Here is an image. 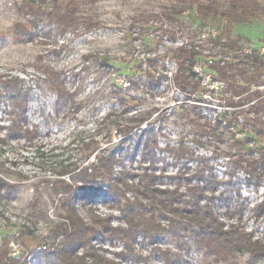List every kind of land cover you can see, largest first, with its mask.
<instances>
[{"label": "rangeland", "instance_id": "374dc122", "mask_svg": "<svg viewBox=\"0 0 264 264\" xmlns=\"http://www.w3.org/2000/svg\"><path fill=\"white\" fill-rule=\"evenodd\" d=\"M24 1L0 0V75L19 77L30 89L28 121L39 127L40 134L32 143L23 138L0 143V177L17 186L10 197L0 198V244L9 236L10 244L19 247L24 254L36 253L37 262L33 264H62L38 251L41 245L49 248L43 238L65 215L61 198L51 189L55 172L70 162L87 165L81 151L84 142H98L102 147L110 141L117 143L121 139L117 125L139 123L141 126L132 135H141L146 125L153 124V135H157L159 145L153 170L163 177H146L137 137L130 146L134 154L123 161L131 172L127 178L129 183H149L160 189L178 187L184 195V205L190 196L188 182L195 183L188 176L205 167L206 175L215 176L218 184L201 205L210 204L213 213L225 223V229L239 223L254 240L259 237L258 241L264 244V213L258 211L264 201V165L249 174L238 161L258 160L259 147L264 146V139L250 145V137L244 136L241 126L236 125L243 121L238 115H243L247 107L236 111L231 128L221 119L213 121L219 112L214 107L204 110L198 104L186 103L173 107L175 101L183 100V95H186L185 102L192 98L174 82L179 68L174 53L182 47L195 46L202 54L198 59L204 71L219 79L211 64L207 65L208 59L233 61L246 47L260 48L264 44V16L234 25L217 18L202 21L197 5L192 7L189 3L216 2L226 8L230 0H74L79 19L74 32L64 33L48 18H43L32 39L19 41L14 36L15 24L31 19L20 13ZM66 1L60 0L62 5ZM253 1L264 7V0ZM140 15L159 18L149 25L139 26L133 18ZM96 23L101 26L92 28ZM212 29L223 43L237 41L235 50L223 43L218 47L214 46V41L207 43L208 38L203 35ZM215 55H218L216 59ZM149 60H156L159 65L156 76L162 75V82L157 86L149 85ZM41 64L60 71L66 87L76 90L78 98L84 101L76 117L55 111L56 95L49 89L47 75L37 67ZM197 80L205 88L201 76H197ZM223 87L226 89V85ZM120 95L128 101L124 106L118 102ZM2 96L0 88V138L6 134L9 124V114L5 111L9 108ZM223 97L227 99L229 95L224 93ZM202 98L200 101H204ZM183 106L199 107L201 117L197 118L193 109L186 114L181 109ZM108 130H112L110 137L106 135ZM123 168L115 169L122 171ZM182 174L186 176L181 177ZM84 195L77 206L85 221L90 222L94 216L112 215V226H126L120 211L123 199L118 203L104 192ZM132 195L128 194L130 199ZM238 209L242 212H236ZM227 211L233 216L229 217ZM159 222L169 227L168 219L162 218ZM25 229L31 234L22 237L19 233ZM196 229L197 226L193 228ZM193 230L185 234L183 247L172 234L164 232L156 242L137 238L133 253L126 255L125 242L120 239H105L99 235L93 244L98 255L116 264H165L154 250L157 247L178 254L176 264H264V260L252 261L242 252L229 259L219 258L196 244ZM24 259L23 264H32Z\"/></svg>", "mask_w": 264, "mask_h": 264}, {"label": "trees", "instance_id": "16d2710c", "mask_svg": "<svg viewBox=\"0 0 264 264\" xmlns=\"http://www.w3.org/2000/svg\"><path fill=\"white\" fill-rule=\"evenodd\" d=\"M189 3L192 7L197 5L196 11L202 21L217 18L234 25L264 16V7L258 1L253 0H230L226 8H222L216 2L202 4L190 1ZM20 13L31 19L27 23L15 24L14 36L19 41L32 39L43 18H48L64 33L74 32L79 26L74 0H68L63 5L60 0H25L20 7ZM181 13L182 11H178V14ZM155 18L159 17L140 15L134 17L133 21L139 26H145ZM100 26V23H96L92 28ZM207 40V43L214 41L215 47L223 43L220 37ZM223 44L235 50L238 42L230 41L228 44ZM201 55L195 46H185L173 56L179 67L174 76V82L184 93L194 96L196 101L201 100L208 92L201 87L193 70L194 64L199 62L198 58ZM217 56L213 58L216 59ZM148 64L149 85L157 86L162 82V75L156 76L159 65L156 60H149ZM37 67L47 75L49 89L56 95L55 111L58 114L65 112L64 115L70 114L76 117L84 105V101L78 98L76 90H69L66 87L60 71L45 64L37 65ZM211 69L220 80L226 83L225 94L229 95L227 98L229 105L247 106V111H243L246 122L236 125L241 126V133L244 136L250 137V145L257 143L258 139H264V90H261V87H264V60L259 53L253 51L252 54L246 55L241 54L240 51L234 56L233 61L213 60ZM0 88L4 98L2 100L9 108L5 109L9 114L7 132L0 138V143L6 144L11 138H23L32 143L40 131L38 126L30 125L28 121L30 89L24 85L21 78L11 75H0ZM118 102L121 106L128 103L123 95L119 96ZM253 102L255 104L252 106ZM181 109L186 114L193 109L196 117H201L197 106H183ZM235 114L236 112L233 116ZM235 119L236 116L230 119V126ZM140 126L141 123L117 125V130L121 133L120 141L117 143L110 141L104 147L98 142H84L81 151L83 162H87V165L78 164V161L70 162L55 172V179L50 183L51 189L56 196L61 198L65 215L51 233L43 238L49 244V248L47 247V251L42 253L59 260L62 264H116L96 253L93 242L97 236L124 241L127 249L124 255H126L133 253V243L137 238L144 237L156 242L164 232L172 234L179 246L183 247L185 246V234L197 226L198 230H193L195 242L207 252L222 259H229L237 252H242L247 253L252 261L264 260V244L261 241L254 240L239 223L231 224L230 229H225V223L213 213L210 204L201 205V201L205 200L208 192L210 190L215 192L218 184L215 176L206 175L205 167L197 169L194 174L188 176V179L195 180V183L188 182L187 189L190 196L189 201H186L184 205L182 204L184 195L178 187L160 189L149 183L135 185L127 181L131 172L123 165V161L125 157L133 153L130 146L137 137L140 139L138 142L139 158L145 164L146 177L155 179L163 175L161 173L158 176L153 170L156 160L155 151L159 149L157 135H153V124L146 125L141 135H132L134 130ZM111 132L112 130H108L106 135L110 137ZM167 149L174 151L169 147ZM259 150L261 157L258 160H238L239 166H244L249 174H253L260 165H264V146L259 147ZM117 166H124V168L122 171H116ZM180 176L184 177L186 174ZM16 188L15 184L0 177V198L10 197ZM88 192L93 195L104 192L118 203H121L123 199L124 203L120 211L126 226H112L110 223L112 215L106 218L94 216L90 222L85 221L77 204ZM129 193L133 194V199H130ZM258 211L264 213V201L259 205ZM236 212L240 213L242 210L238 209ZM226 214L229 217L233 216L232 212L227 211ZM162 218L169 220L168 228L159 222ZM19 234L24 237L31 233L25 229ZM10 241V237L7 236L0 244V264H23L21 258H14L10 255ZM154 250L162 256L165 264H176L179 260L178 254L171 252L170 249L163 250L157 247Z\"/></svg>", "mask_w": 264, "mask_h": 264}, {"label": "built area", "instance_id": "2783aa9c", "mask_svg": "<svg viewBox=\"0 0 264 264\" xmlns=\"http://www.w3.org/2000/svg\"><path fill=\"white\" fill-rule=\"evenodd\" d=\"M217 31L215 29L210 30L208 33L204 34L203 37L206 38H216L217 36ZM253 51H257L259 53V55L262 57V59L264 60V44L260 46V48H249L246 47L244 49H242L241 54H252ZM211 58V57H209ZM229 58V57H228ZM213 60L208 59V61L206 62L207 65L212 64ZM193 70L195 72V74L197 76H201L202 78V83H204L205 85V90H207L208 92L203 96L204 97V101H196L194 96H191L192 98H189V100H186V102L184 101L186 99V95H183V100L182 101H175L173 103V107H178L183 105L184 103L186 104H191V105H195L198 104L200 106H202L204 108V110H206V108L209 107H214L216 110H219V112L217 113L216 117H214V122L216 120L221 119V121H223V123L227 126V124L229 125V121L231 118H233L234 113L238 110H240V108H246L247 106H243V107H233L231 105H229L227 99L225 97H223V94L225 93L226 89H224L223 85H226V83L222 80L216 79L215 76L212 73H208L204 71V67L200 62H197L196 64H194L193 66ZM213 79V80H212ZM227 88V85H226ZM262 88V87H261ZM253 89H255V87H253ZM225 90V91H224ZM219 94V95H218ZM212 95V96H211ZM218 97H215V96ZM214 96V97H213ZM203 100V98H202ZM217 102V104H214L213 102ZM255 104V102H253L251 105L253 106ZM239 118H242L240 120H243L240 124L245 123V118L243 115L238 116ZM250 117H253V113L250 115ZM263 117H264V113H263ZM211 119V116L209 117ZM238 118V119H239ZM229 127V126H228ZM231 128V126H230ZM234 130V128H232ZM253 145V143L251 144ZM256 240H260L259 237L256 238ZM263 241V240H262ZM15 245H13L12 243L10 244V255L14 258H21L23 260V258H25L24 260L28 263H35L37 262V258L36 253L35 255L33 253L30 252H26V256L25 254L22 252V250L16 247H14ZM47 250V246H42L39 247L38 251L41 253L43 251Z\"/></svg>", "mask_w": 264, "mask_h": 264}]
</instances>
